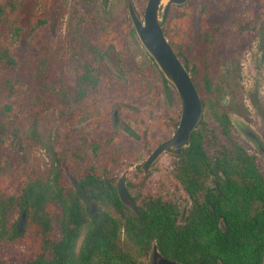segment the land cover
<instances>
[{
    "label": "trees",
    "instance_id": "16d2710c",
    "mask_svg": "<svg viewBox=\"0 0 264 264\" xmlns=\"http://www.w3.org/2000/svg\"><path fill=\"white\" fill-rule=\"evenodd\" d=\"M37 1L0 0V264H7L4 245L16 249L20 264H143L119 247L120 232L140 257L155 243L163 257L182 264H219V261L262 264L264 167L256 155L246 152L230 135L231 123L224 112L217 114L216 120L229 145L220 143L215 148L217 154L208 153L201 120L192 133L190 146L181 156H176L173 170L175 179L191 199L202 193L208 198L213 190L222 200H205L204 207L202 202L195 201L181 224L178 223L179 203L151 194H134L131 183H128L129 193L139 206L140 216L125 212L116 192L115 178L99 175L93 166L80 171L71 184L65 180L70 163L63 144L45 139L41 133L42 116L53 110L59 94L57 83L48 75L51 63L58 57L48 42L37 41L35 37L42 28L53 30L57 22L56 5L51 1V10L43 16L37 14ZM190 15L188 3L183 8L176 7L169 18L171 25L163 28L174 50L175 31ZM80 24L77 10L72 8L66 22L65 41L77 72V98L86 97L90 90L96 91L104 79L96 60L80 46ZM237 25L239 33L245 32L249 22L241 19ZM204 26L202 38L208 42L210 52L214 50L216 35L209 31L206 22ZM129 30L134 34L132 27ZM102 44L108 46L107 41ZM176 54L198 91L206 94L203 103L208 106L212 99L211 64L203 66L199 79L198 64H191L180 50ZM49 73L58 75L52 67ZM230 73L227 68L225 74ZM163 80L170 97L174 88ZM230 81L225 85L230 87ZM253 104L257 106L255 100ZM259 110L264 122V110ZM35 146L44 151L42 165L29 155ZM97 147L94 144L93 149ZM212 170L240 175L222 180L220 191H217L219 187H198L197 177L193 175ZM92 200L107 201L119 213V218L106 212L91 215ZM23 211L26 224L24 232L19 234L16 222ZM219 218L224 221V229L218 226ZM55 220L58 221L56 228Z\"/></svg>",
    "mask_w": 264,
    "mask_h": 264
},
{
    "label": "rangeland",
    "instance_id": "374dc122",
    "mask_svg": "<svg viewBox=\"0 0 264 264\" xmlns=\"http://www.w3.org/2000/svg\"><path fill=\"white\" fill-rule=\"evenodd\" d=\"M51 1L56 5L57 22L53 30L42 28L35 37L37 41L48 42L58 57L50 65L58 75L49 73L51 67L48 75L57 83L59 94L53 110L42 116L41 133L45 139L63 144L70 163L65 180L71 184L80 171L93 166L99 175L114 177L116 187L117 178L126 172L127 182L133 185L132 193L172 199L183 208L186 195L172 176L176 156L160 155L146 177L140 169L147 156L174 133L180 117V101L174 89L168 97L164 76L153 65L135 31L130 32L132 24L126 0H38L37 14L46 15L51 10ZM132 1L143 18L147 0ZM187 3L191 15L175 31L174 51L180 50L191 64H198L199 79L203 66L211 64L212 99L204 106L202 117L205 148L214 156L220 143L229 145L216 120V115L224 112L231 123L230 135L246 152L256 155L264 167L263 150L247 141L233 123L243 120L264 143V122L259 114V109L264 110V0H189ZM187 3L170 8L165 27L171 25L169 18L176 7L183 8ZM72 8H76L81 20L79 45L93 56L104 77L96 91L90 90L81 98L75 95L77 72L65 41L66 22ZM206 14L209 16L204 17ZM241 19L249 25L245 32L239 33L237 23ZM205 22L216 35L215 52L207 50L208 42L202 38ZM166 38L170 43V37ZM104 41L108 46L102 44ZM227 68L232 71L231 76L225 74ZM229 79L230 87L225 85ZM199 94L202 100L206 99V94L200 91ZM94 144L98 145L96 149ZM29 155L41 165L44 163L43 149L35 146ZM90 202L89 207L93 202L94 214L106 212L119 218V213L107 201ZM53 224L56 228L58 221ZM117 242L132 258L150 264V251L140 257L123 232ZM3 251L7 264H20L15 248L4 245Z\"/></svg>",
    "mask_w": 264,
    "mask_h": 264
},
{
    "label": "water",
    "instance_id": "95a60500",
    "mask_svg": "<svg viewBox=\"0 0 264 264\" xmlns=\"http://www.w3.org/2000/svg\"><path fill=\"white\" fill-rule=\"evenodd\" d=\"M189 0H147L143 18L137 13L132 0H126V8L132 27L145 51L152 58L166 81L176 91L180 101V117L177 127L171 137L161 142L140 165L145 175L150 167L163 153L172 156H181L183 150L190 146L191 136L202 120L204 103L199 91L183 62L180 60L168 39L163 28L165 27L170 8L182 6ZM117 111L114 112L116 115ZM242 136L255 147L264 152V143L253 129L243 120L233 122ZM116 192L122 205L134 215L140 216L138 204L130 196L127 187V173L123 172L116 181ZM189 201L183 206L180 214V222L187 209ZM93 202L89 208L94 215ZM26 224V212L23 211L16 223V230L21 234ZM223 227V224H221ZM150 264H182L163 257L156 244L150 250ZM264 260V256H263ZM219 264H222L219 261Z\"/></svg>",
    "mask_w": 264,
    "mask_h": 264
},
{
    "label": "flooded vegetation",
    "instance_id": "af4514ba",
    "mask_svg": "<svg viewBox=\"0 0 264 264\" xmlns=\"http://www.w3.org/2000/svg\"><path fill=\"white\" fill-rule=\"evenodd\" d=\"M259 153H261L260 151H259ZM213 169V168H212ZM149 173V172H148ZM238 175H240V174H236V173H223V172H221V171H214V170H212V171H209V172H198V173H195L193 176H196L197 177V180L195 181V184L198 186V187H201V186H211L212 187V189H216L217 187H219V190L217 189V191H220V189H221V185L224 183L222 180H224V179H226V177H229V176H238ZM248 175V174H247ZM144 176L146 177V176H148V174L147 175H145L144 174ZM172 176L174 177L175 175H174V173L172 174ZM203 177V178H202ZM175 178V177H174ZM176 180V179H175ZM176 182H177V184L179 185V187H180V189L185 193V195H186V197L185 198H187V201H189V204H188V207H187V209L185 210V212H184V215H183V220H182V222H180V215H179V218H178V223H183L184 222V218H185V216H186V214H187V211H188V209L193 205V203L195 202V201H200V202H202V207H204V204H203V202L205 201V200H214V201H216V202H220L221 200H222V198L219 196V195H215L214 193H212V192H214L213 190H212V192H210V191H207V192H210V193H208L209 194V196H208V198L205 196H203L204 195V193H202V194H200V195H198V197H193L192 199H191V197L187 194V192H185L184 190H183V188H182V186H181V183L180 182H178L177 180H176ZM127 187H128V182H127ZM116 188V187H115ZM128 192H129V190H128ZM207 192H205V193H207ZM130 194V193H129ZM131 196V195H130ZM136 202V201H135ZM137 203V202H136ZM139 207V206H138ZM209 208L211 209V211L214 213V209L212 208V206H211V204H209ZM181 211H182V208H181V210H180V214H181ZM218 226L221 228V229H224L225 228V225H224V221H223V219L222 218H219L218 220ZM221 224H223V227L221 226ZM264 256V255H263ZM262 264H264V260H263V263Z\"/></svg>",
    "mask_w": 264,
    "mask_h": 264
}]
</instances>
